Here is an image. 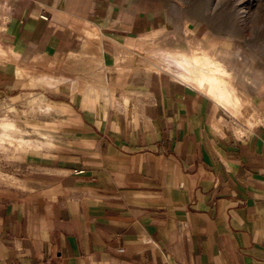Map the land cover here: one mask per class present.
<instances>
[{
	"label": "crops",
	"instance_id": "crops-1",
	"mask_svg": "<svg viewBox=\"0 0 264 264\" xmlns=\"http://www.w3.org/2000/svg\"><path fill=\"white\" fill-rule=\"evenodd\" d=\"M0 16L23 59L0 68V107L47 105L39 153L0 175V264H264V102L240 128L125 63L167 24L152 0H0Z\"/></svg>",
	"mask_w": 264,
	"mask_h": 264
},
{
	"label": "rangeland",
	"instance_id": "rangeland-1",
	"mask_svg": "<svg viewBox=\"0 0 264 264\" xmlns=\"http://www.w3.org/2000/svg\"><path fill=\"white\" fill-rule=\"evenodd\" d=\"M152 2L166 12L167 24L162 30L138 41L125 63L143 69L146 74H169L176 81L189 85L170 70L166 58L159 64L156 57L170 51L191 54L206 50L225 62L236 76L235 85L243 102L241 117L234 120L235 123L240 128L254 127L257 123L255 112L264 102V0ZM5 18L0 16V46L5 51L0 53V68L8 67L10 62L20 66L23 62L21 52L7 46L1 38ZM18 75L24 78L25 73L18 70ZM33 87L35 94L40 93L39 84ZM32 100L7 102L0 107L1 176L9 178V175L21 172L26 156L38 154L39 144L46 137L41 134L40 120L47 105L41 101V96L35 95ZM6 123L10 126H4Z\"/></svg>",
	"mask_w": 264,
	"mask_h": 264
},
{
	"label": "bare ground",
	"instance_id": "bare-ground-1",
	"mask_svg": "<svg viewBox=\"0 0 264 264\" xmlns=\"http://www.w3.org/2000/svg\"><path fill=\"white\" fill-rule=\"evenodd\" d=\"M4 52L0 46V53ZM164 58L170 70L182 81L215 101L234 120L240 119L243 99L235 85L234 71L225 62L216 59L206 50L191 54L170 51L160 54L156 60L162 64Z\"/></svg>",
	"mask_w": 264,
	"mask_h": 264
}]
</instances>
